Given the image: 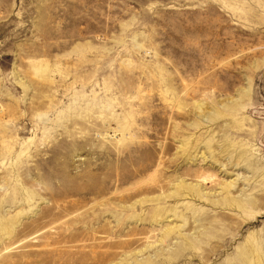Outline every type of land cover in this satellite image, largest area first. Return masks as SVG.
Listing matches in <instances>:
<instances>
[{
	"label": "rangeland",
	"instance_id": "rangeland-1",
	"mask_svg": "<svg viewBox=\"0 0 264 264\" xmlns=\"http://www.w3.org/2000/svg\"><path fill=\"white\" fill-rule=\"evenodd\" d=\"M0 264H264V0H0Z\"/></svg>",
	"mask_w": 264,
	"mask_h": 264
}]
</instances>
